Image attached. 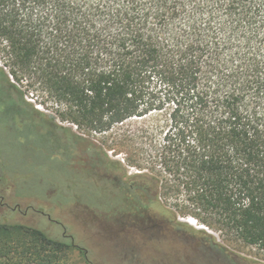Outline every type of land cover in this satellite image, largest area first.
Listing matches in <instances>:
<instances>
[{
  "label": "trees",
  "instance_id": "obj_1",
  "mask_svg": "<svg viewBox=\"0 0 264 264\" xmlns=\"http://www.w3.org/2000/svg\"><path fill=\"white\" fill-rule=\"evenodd\" d=\"M0 62L59 122L117 128L107 149L138 171L121 183L137 212L224 255L179 218L264 250V0H0ZM70 247L91 264L0 222V264H57Z\"/></svg>",
  "mask_w": 264,
  "mask_h": 264
},
{
  "label": "rangeland",
  "instance_id": "obj_2",
  "mask_svg": "<svg viewBox=\"0 0 264 264\" xmlns=\"http://www.w3.org/2000/svg\"><path fill=\"white\" fill-rule=\"evenodd\" d=\"M22 97L33 107L18 103ZM35 99L12 90L0 71L1 223L28 226L80 246L91 264H264V250L227 242L233 238L228 234L204 229L206 241L223 247L224 255L208 247L203 235L176 230L149 211L143 214L140 206L137 212L121 183L133 182L138 171L124 165L123 154L107 149L117 128L89 134L59 122L55 110L38 106ZM185 220L178 221L199 230L197 222L192 226ZM57 264L87 263L70 247Z\"/></svg>",
  "mask_w": 264,
  "mask_h": 264
},
{
  "label": "bare ground",
  "instance_id": "obj_3",
  "mask_svg": "<svg viewBox=\"0 0 264 264\" xmlns=\"http://www.w3.org/2000/svg\"><path fill=\"white\" fill-rule=\"evenodd\" d=\"M185 222L188 223V224H190V225H192V226H195L196 225V221L194 219L190 218V217H189V219H186ZM196 228L197 229H201V230L206 229L204 226H198Z\"/></svg>",
  "mask_w": 264,
  "mask_h": 264
}]
</instances>
